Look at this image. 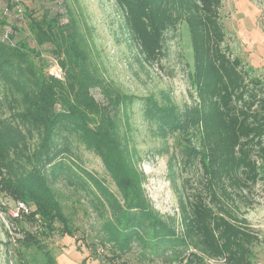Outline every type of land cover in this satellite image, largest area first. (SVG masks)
Masks as SVG:
<instances>
[{
    "label": "trees",
    "instance_id": "1",
    "mask_svg": "<svg viewBox=\"0 0 264 264\" xmlns=\"http://www.w3.org/2000/svg\"><path fill=\"white\" fill-rule=\"evenodd\" d=\"M115 2L129 38L150 65L165 56L166 33L187 25L192 102L180 107L114 86L95 61L98 50L88 24L71 7L37 13L8 2L0 10L6 261L60 264L48 240L57 229L74 235L55 188L61 182L75 187L103 219L104 244L110 246L103 264H126L124 255L135 242L167 264H254L252 245L264 238L241 203L255 204L251 196L264 179V83L227 44L223 0ZM54 67L60 77L52 73ZM94 90L104 100H97ZM138 104L162 135L185 140L179 162L184 171H198L195 185L183 178L178 215H163L154 207L124 158L125 127ZM82 146L101 159L118 193L85 167ZM176 159H169L172 172Z\"/></svg>",
    "mask_w": 264,
    "mask_h": 264
},
{
    "label": "rangeland",
    "instance_id": "2",
    "mask_svg": "<svg viewBox=\"0 0 264 264\" xmlns=\"http://www.w3.org/2000/svg\"><path fill=\"white\" fill-rule=\"evenodd\" d=\"M8 2L28 5L37 13L45 7L62 12L71 7L88 24L98 50L95 61L114 86L180 107L192 102L189 71L193 66V49L185 23L176 31L166 33L165 56L159 64L150 65L142 59L139 49L129 38L124 16L115 0H0V10H4ZM11 17L16 18L15 13ZM221 17L227 31V44L233 54L238 55L252 75L259 76L264 83V0H223ZM94 94L97 100H104L99 90H94ZM125 132L128 134V147L124 158L131 165V171L141 179L145 193L163 215H178V194L183 178H190L195 185L198 176L195 169L184 171L179 162L185 140L179 135H162L157 123L147 119L142 104L136 105L130 113ZM80 152L85 167L118 193L101 159L83 146ZM172 155L177 156L175 172L169 167ZM55 188L74 234L63 235L57 229L48 240L57 260L60 264L105 263L110 246L107 242L104 244L103 219L81 194L75 192V187L58 182ZM251 197L255 204L247 207L241 203V209L252 228L264 238V179L258 182ZM3 202L0 195V264H16L14 260L6 261L10 254L6 250L5 241L8 239L2 226V223L8 226L2 210ZM252 250L254 264H264V242L254 243ZM124 260L126 264H167L163 258L153 256L136 242L132 251L124 255Z\"/></svg>",
    "mask_w": 264,
    "mask_h": 264
},
{
    "label": "built area",
    "instance_id": "3",
    "mask_svg": "<svg viewBox=\"0 0 264 264\" xmlns=\"http://www.w3.org/2000/svg\"><path fill=\"white\" fill-rule=\"evenodd\" d=\"M52 73H54L55 75H57V76H61L60 75V70L58 69V68H56V67H54L53 69H52ZM22 207H24L23 206V204H20ZM209 264H223V260H209Z\"/></svg>",
    "mask_w": 264,
    "mask_h": 264
}]
</instances>
